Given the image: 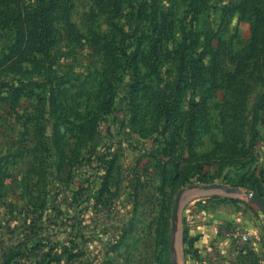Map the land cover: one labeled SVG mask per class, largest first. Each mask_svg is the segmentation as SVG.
Listing matches in <instances>:
<instances>
[{
  "label": "rangeland",
  "instance_id": "374dc122",
  "mask_svg": "<svg viewBox=\"0 0 264 264\" xmlns=\"http://www.w3.org/2000/svg\"><path fill=\"white\" fill-rule=\"evenodd\" d=\"M244 192L264 0H0V264H201L189 217L236 213L260 219L226 264H264Z\"/></svg>",
  "mask_w": 264,
  "mask_h": 264
},
{
  "label": "crops",
  "instance_id": "0c3cea01",
  "mask_svg": "<svg viewBox=\"0 0 264 264\" xmlns=\"http://www.w3.org/2000/svg\"><path fill=\"white\" fill-rule=\"evenodd\" d=\"M248 213L250 211H257L254 206H249L247 209ZM252 216V215H251ZM254 216V215H253ZM250 216H244L241 215V213H236L233 215H229L228 217H222V216H209V217H197V215H192L189 217V225H190V235L193 237V246L195 250L198 249V257L199 262L201 264H226L225 258L229 256V246L228 242L224 240L222 234H221V228L223 229L226 224L229 222H233L235 225H242L246 222H250L253 225H255L252 228V234L257 226L254 219L259 221L258 218L253 217L252 220L248 221V218ZM248 223V224H250ZM223 238V240H222ZM212 255L215 256L212 259V263L207 262H201V259L206 258V256Z\"/></svg>",
  "mask_w": 264,
  "mask_h": 264
},
{
  "label": "built area",
  "instance_id": "2783aa9c",
  "mask_svg": "<svg viewBox=\"0 0 264 264\" xmlns=\"http://www.w3.org/2000/svg\"><path fill=\"white\" fill-rule=\"evenodd\" d=\"M221 233L224 239L228 241L229 249L233 253L241 252L252 239V234L248 230L235 224L223 228Z\"/></svg>",
  "mask_w": 264,
  "mask_h": 264
},
{
  "label": "water",
  "instance_id": "95a60500",
  "mask_svg": "<svg viewBox=\"0 0 264 264\" xmlns=\"http://www.w3.org/2000/svg\"><path fill=\"white\" fill-rule=\"evenodd\" d=\"M203 189L221 192L226 188L222 185H210V186L203 187ZM183 192L184 190L178 193L177 199L173 207V217L176 216V212L179 207V198L182 196ZM226 192L228 194H239V191L236 188L226 189ZM242 195L246 197L248 204L256 207L264 215V198L261 195L257 193H253V192H244L242 193ZM173 264H178V263L174 260Z\"/></svg>",
  "mask_w": 264,
  "mask_h": 264
}]
</instances>
